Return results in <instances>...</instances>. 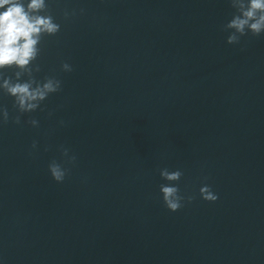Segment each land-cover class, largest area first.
<instances>
[{"label":"clouds","instance_id":"clouds-1","mask_svg":"<svg viewBox=\"0 0 264 264\" xmlns=\"http://www.w3.org/2000/svg\"><path fill=\"white\" fill-rule=\"evenodd\" d=\"M229 4L234 10L232 18L222 26V30L229 33L227 44L237 45L241 43L242 37H260L264 34V0H229ZM80 11L83 13L84 9ZM69 15L65 11L64 18L68 19ZM60 31L61 25L56 22L48 0H0V91L13 99V108L17 113L10 116L7 107H0V124L6 125L11 120L20 125L23 114L38 109L43 111V102L51 94L62 90V81L54 75L45 76L43 80L36 78V74L41 71L38 60L42 42ZM10 70L13 75H7ZM61 70L71 72L73 69L69 63L62 62ZM26 123L39 127V121L35 118L28 119ZM31 147L36 149L37 142L33 141ZM61 151L68 157L69 163L75 162V155L69 157L68 149L61 148ZM48 169L57 183L64 182L69 173L67 168L55 160L49 164ZM159 173L168 182L159 188L163 203L169 211L177 212L184 207L185 201L191 203L194 200V196L182 194L178 187L183 176L181 170L169 171L163 168ZM199 195L207 202L218 199V195L207 184L200 187Z\"/></svg>","mask_w":264,"mask_h":264}]
</instances>
